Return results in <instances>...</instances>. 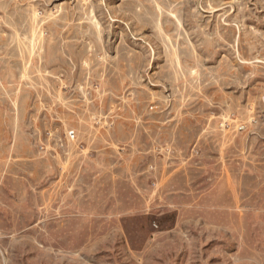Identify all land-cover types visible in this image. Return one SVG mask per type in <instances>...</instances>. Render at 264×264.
<instances>
[{
    "label": "rangeland",
    "instance_id": "374dc122",
    "mask_svg": "<svg viewBox=\"0 0 264 264\" xmlns=\"http://www.w3.org/2000/svg\"><path fill=\"white\" fill-rule=\"evenodd\" d=\"M0 264H264V0H0Z\"/></svg>",
    "mask_w": 264,
    "mask_h": 264
},
{
    "label": "built area",
    "instance_id": "2783aa9c",
    "mask_svg": "<svg viewBox=\"0 0 264 264\" xmlns=\"http://www.w3.org/2000/svg\"><path fill=\"white\" fill-rule=\"evenodd\" d=\"M240 130H242L243 128H239Z\"/></svg>",
    "mask_w": 264,
    "mask_h": 264
}]
</instances>
